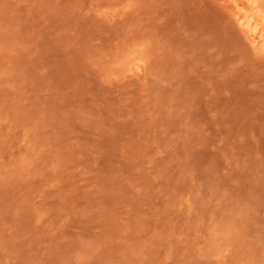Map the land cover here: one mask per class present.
Here are the masks:
<instances>
[{
	"label": "rangeland",
	"instance_id": "obj_1",
	"mask_svg": "<svg viewBox=\"0 0 264 264\" xmlns=\"http://www.w3.org/2000/svg\"><path fill=\"white\" fill-rule=\"evenodd\" d=\"M0 264H264V0H0Z\"/></svg>",
	"mask_w": 264,
	"mask_h": 264
},
{
	"label": "bare ground",
	"instance_id": "obj_2",
	"mask_svg": "<svg viewBox=\"0 0 264 264\" xmlns=\"http://www.w3.org/2000/svg\"><path fill=\"white\" fill-rule=\"evenodd\" d=\"M260 7H261V6H260ZM245 13H246V12H245ZM245 13H244V15H245ZM257 13H258V12H257ZM260 13H262V12H260ZM260 13H258V14H260ZM258 14H257V15H258ZM246 15H247V14H246ZM246 15H245V16H246ZM245 16H244V17H245ZM258 16H259V15H258Z\"/></svg>",
	"mask_w": 264,
	"mask_h": 264
}]
</instances>
